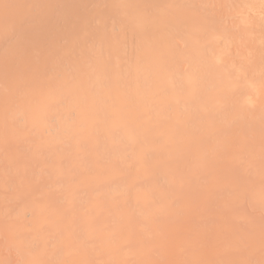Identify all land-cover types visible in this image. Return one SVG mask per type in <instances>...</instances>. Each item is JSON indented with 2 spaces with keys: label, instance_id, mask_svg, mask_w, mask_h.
I'll list each match as a JSON object with an SVG mask.
<instances>
[{
  "label": "bare ground",
  "instance_id": "obj_1",
  "mask_svg": "<svg viewBox=\"0 0 264 264\" xmlns=\"http://www.w3.org/2000/svg\"><path fill=\"white\" fill-rule=\"evenodd\" d=\"M0 264H264V0H0Z\"/></svg>",
  "mask_w": 264,
  "mask_h": 264
},
{
  "label": "rangeland",
  "instance_id": "obj_2",
  "mask_svg": "<svg viewBox=\"0 0 264 264\" xmlns=\"http://www.w3.org/2000/svg\"><path fill=\"white\" fill-rule=\"evenodd\" d=\"M2 25H3V24H2ZM249 217H250L251 219H252V218L254 219V217H251V215H249Z\"/></svg>",
  "mask_w": 264,
  "mask_h": 264
}]
</instances>
